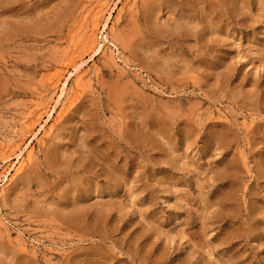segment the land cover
<instances>
[{"label": "rangeland", "instance_id": "obj_1", "mask_svg": "<svg viewBox=\"0 0 264 264\" xmlns=\"http://www.w3.org/2000/svg\"><path fill=\"white\" fill-rule=\"evenodd\" d=\"M0 264H264V0H0Z\"/></svg>", "mask_w": 264, "mask_h": 264}, {"label": "bare ground", "instance_id": "obj_2", "mask_svg": "<svg viewBox=\"0 0 264 264\" xmlns=\"http://www.w3.org/2000/svg\"><path fill=\"white\" fill-rule=\"evenodd\" d=\"M117 1H118V0H117ZM106 40H107V35L105 36L104 41H106ZM104 41H103V43L101 44V46H103V48L105 47L104 45H106V44L104 43ZM106 42H107V41H106ZM108 42H109V41H108ZM108 46H109V45H108ZM101 48H102V47H101ZM71 61H72V59H71ZM73 62H74V60L72 61V63H73ZM83 62H85V61H83ZM72 63H71V64H72ZM81 64H82V63H81ZM81 64H78V65H81ZM78 65H77V67H75L74 71H75V70H78V67H79ZM72 66H73V65H72ZM81 71H82V70H81ZM79 75H80V72L77 73V76H79ZM77 78L80 80L79 77H76V79H77ZM78 79H77V80H78ZM64 81H65V80H64ZM66 82H67V80H66ZM65 84H66V83H65ZM60 88H62V87H60ZM60 90H61V89H60ZM60 94H62L61 91H60L59 95H60ZM61 96H62V95H61ZM61 96H60V97H61ZM57 97H58V95H57ZM58 99H59V97H58ZM58 99H57V102H58ZM59 102H61V101H59ZM55 103H56V99H55ZM54 105H55V104H54ZM60 105H61V104H60ZM54 108H55V106H54ZM54 108H53L52 112L55 111ZM52 112H51V114H52ZM48 113H49V112H48ZM48 116H50V115H48ZM49 118H50V117H49ZM46 120H47V118H46ZM46 120H45V121H46ZM42 125H43V124H42ZM44 130H45V129H44ZM46 131H47V130H46ZM45 133H46V132H45ZM29 151H30V150H29ZM31 151H32V150H31ZM19 154H20V153H19ZM19 154H18V159H19V156H20ZM7 158H8V156H6L5 159H7ZM18 159H17V160H18ZM19 161H20V159H19ZM18 164H19V163H18ZM16 166H17V165H16ZM3 172H4V171H3ZM4 176H5V175H4Z\"/></svg>", "mask_w": 264, "mask_h": 264}]
</instances>
